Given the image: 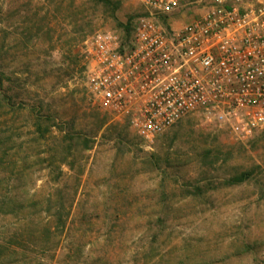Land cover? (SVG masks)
<instances>
[{
  "label": "rangeland",
  "instance_id": "rangeland-1",
  "mask_svg": "<svg viewBox=\"0 0 264 264\" xmlns=\"http://www.w3.org/2000/svg\"><path fill=\"white\" fill-rule=\"evenodd\" d=\"M0 9L11 24L9 73L25 78V92L16 80L7 88L25 107L11 121L36 170L29 195L55 198L46 167L62 168L65 197L79 183L59 211L64 227L53 205L11 209L15 191L0 184V264H264V131L240 140L193 113L149 148L94 102L81 44L122 33L142 10L135 0H0ZM30 220H50L51 231L33 235ZM16 234L33 240L20 245Z\"/></svg>",
  "mask_w": 264,
  "mask_h": 264
},
{
  "label": "built area",
  "instance_id": "built-area-1",
  "mask_svg": "<svg viewBox=\"0 0 264 264\" xmlns=\"http://www.w3.org/2000/svg\"><path fill=\"white\" fill-rule=\"evenodd\" d=\"M135 1L128 37L81 44L94 102L149 148L193 113L240 140L264 131V0Z\"/></svg>",
  "mask_w": 264,
  "mask_h": 264
},
{
  "label": "trees",
  "instance_id": "trees-1",
  "mask_svg": "<svg viewBox=\"0 0 264 264\" xmlns=\"http://www.w3.org/2000/svg\"><path fill=\"white\" fill-rule=\"evenodd\" d=\"M8 16L9 11L7 10L4 14L2 12L0 14V23H4V27L0 30V184L2 182H5L6 190L8 192L15 191V197L17 198V200L15 199L16 202L13 201L11 203V206H9V204H6V207L8 208L9 206L11 209L17 210L23 209L25 207L29 210H33L37 207V210H39V212H42L41 206L45 207L46 209H50L51 205H53L56 211V226L61 225L62 227H64L65 221L59 214V211L60 209L62 210L68 208V206H64L63 200L65 198L67 199L68 196L70 197L71 194H75V190H77L79 183L74 184V189L71 191V193L68 194V196L65 197V195H61L62 189L58 188L57 186L58 178L63 173L62 168L59 166L46 167L44 168L45 175L51 176V178L53 179L50 192H52L51 195L55 196V198L52 199V197L48 195L47 198L44 199V201L34 199L33 195H29V191L27 190L28 186L26 187V180L29 179V177L33 175L36 170L32 168L33 163L29 162V156L27 155V153L24 150L20 152L22 147L16 148L14 145L15 140L13 139H15L16 137L13 138L12 136L13 122L11 121V115L16 109L24 111L25 107L22 106V102H19L17 106L14 107L15 104L12 102L14 97V94L12 92L13 89L11 87L7 88V85L13 83V81L16 80L20 91L25 92L26 90L22 83L25 78H22V76H17V78L14 79L9 73L8 35L10 33L7 30V27L11 24L9 22ZM130 27V23L124 25L123 30L125 31L127 37L130 33ZM67 45L68 47H70V42H67ZM95 119L98 122V128H100L101 124H103V121L99 118L98 114H96ZM111 127L113 128L114 126ZM116 129L117 128L115 127L114 131H116ZM69 169L71 171L73 170L71 165H69ZM80 174L81 172L79 173V175ZM247 177L248 176L246 174H240L239 176L230 178L229 183H238L243 181ZM18 191H21L25 195L18 196ZM53 200L55 202H53ZM42 202L47 203L45 204V206H43L44 204ZM69 206L71 205L69 204ZM27 224L28 226L35 227V229H28V231H32L33 235L36 230H39V227H42L41 230L44 232L49 233L51 231L50 220H46V223H44V225L42 223L43 226H40L34 220H30ZM13 238H15L20 245L23 242H31L33 240L32 237L28 239V236L26 238L23 234H16L13 236Z\"/></svg>",
  "mask_w": 264,
  "mask_h": 264
}]
</instances>
